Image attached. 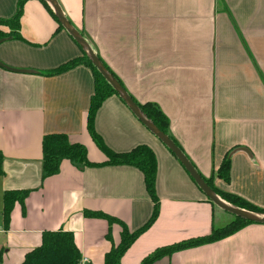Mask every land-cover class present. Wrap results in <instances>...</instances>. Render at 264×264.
Instances as JSON below:
<instances>
[{
  "label": "crops",
  "instance_id": "crops-1",
  "mask_svg": "<svg viewBox=\"0 0 264 264\" xmlns=\"http://www.w3.org/2000/svg\"><path fill=\"white\" fill-rule=\"evenodd\" d=\"M57 2L127 93L166 115L169 132L199 174L264 209V0ZM16 3L0 0V18L13 16ZM19 34L0 42V264H20L40 244L42 232L60 229L72 233L86 264H103L105 253L120 241L121 226L86 212L116 217L130 231L140 227L153 206L143 175L126 164L80 167L63 160L57 174L42 178L44 134L65 133L83 144L92 162L106 156L86 127L90 68L79 64L55 75L38 73L80 56L78 44L58 29L41 0L23 2ZM93 124L113 151L144 143L156 156L158 215L120 256V264H140L158 247L224 225L226 212L206 199L118 96L104 99ZM238 147L250 155L239 150L229 156L225 182L216 169L227 151ZM8 190L29 192L5 219ZM151 264H264V224H247Z\"/></svg>",
  "mask_w": 264,
  "mask_h": 264
},
{
  "label": "trees",
  "instance_id": "trees-1",
  "mask_svg": "<svg viewBox=\"0 0 264 264\" xmlns=\"http://www.w3.org/2000/svg\"><path fill=\"white\" fill-rule=\"evenodd\" d=\"M24 1L25 0H17V8L13 16L9 18H0V26H4L5 28L0 29V39L21 38L19 34V19L22 13V6ZM41 1L57 21L53 10L50 8L47 2H45L44 0ZM59 28L63 27L58 23V29ZM81 52L82 54L80 56H76L47 71H40L38 73L43 75H55L67 71L79 64H84L88 68H90L93 75V92L89 99L86 127L96 146L105 154L106 159L103 162H92L87 158L86 149L83 144L71 141L69 137L62 132L47 133L43 135L41 141L42 178L57 174L60 169L61 161L63 160H69L70 162L75 163L80 167L126 164L137 168L142 173L145 188L152 200L153 206L150 217L140 227L130 231L128 230L126 225L116 217L101 212H86L88 216L102 217L106 219L109 225H111L112 223H117L121 226L119 243L112 246L111 249L105 253L103 261V264H120V256L136 239V237L152 224V222L158 215L159 199L156 193V156L152 148L144 143L137 144L129 150L121 152L113 151L103 142L101 136L95 131L93 122L96 110L104 101V99L111 95H118L116 91L110 86V84L97 71L95 66L91 63L82 49ZM96 55L106 67V69L112 74V76L122 85L118 77L104 63L98 53H96ZM131 98L140 107L146 117L150 119L159 130L167 134L181 149L180 145L169 132L168 119L166 115L158 108V106L151 102L140 103L134 97L131 96ZM120 100L123 102L122 99ZM230 150H228L224 155L222 161L216 169L217 177L225 182L229 180L230 157L228 156V154ZM2 159L3 155L0 150V175L3 174ZM202 178L212 188V190L225 201L239 208L264 213L263 208H260L248 202L247 200L236 194L223 191L215 187L212 181V177L202 176ZM28 192V190H8L4 192L2 212L5 219L8 218L9 212L14 202L19 201L21 204H23V200ZM250 223L253 222L238 217H233V220H231L229 223H226L225 225L220 227L213 228L209 234L189 238L177 243L156 248L150 254L144 257L140 264H151L155 260L163 256L170 255L171 253L180 249L217 241L230 234H233L242 226ZM79 259L80 253L73 241L72 233L70 231L60 229L42 232L40 244L30 251L26 252L20 264H78Z\"/></svg>",
  "mask_w": 264,
  "mask_h": 264
},
{
  "label": "water",
  "instance_id": "water-1",
  "mask_svg": "<svg viewBox=\"0 0 264 264\" xmlns=\"http://www.w3.org/2000/svg\"><path fill=\"white\" fill-rule=\"evenodd\" d=\"M50 5L53 10L54 15L57 18L58 23L66 30V32L76 41V43L85 52L88 59L95 66L97 71L101 76L110 84V86L116 91L120 99L123 100L124 104L132 112V114L173 154V156L178 160L190 178L193 180L197 188L202 192V194L216 207L223 210L224 212L232 214L234 217L249 220L253 223L264 224V213L246 210L244 208H239L224 199H222L218 194H216L212 188L205 182L202 176L195 169L193 164L189 161L183 151L174 143V141L161 130H159L150 119L142 112L140 107L131 98L123 86L112 76V74L106 69L103 63L99 60L96 53L92 50L86 39L68 22L57 0H44ZM5 38H1L0 42ZM15 71H28V70H18L15 68H8ZM243 151L248 156V150L244 147H238L232 149L228 156H230L235 151Z\"/></svg>",
  "mask_w": 264,
  "mask_h": 264
},
{
  "label": "rangeland",
  "instance_id": "rangeland-1",
  "mask_svg": "<svg viewBox=\"0 0 264 264\" xmlns=\"http://www.w3.org/2000/svg\"><path fill=\"white\" fill-rule=\"evenodd\" d=\"M3 28H4V26H3ZM226 215H223L224 217H225V219H223L222 221H223V224L225 225L226 223H229L231 220H233V215L232 214H230V213H225ZM230 219V220H229ZM229 220V221H228ZM226 222V223H225ZM223 226V225H222Z\"/></svg>",
  "mask_w": 264,
  "mask_h": 264
},
{
  "label": "built area",
  "instance_id": "built-area-1",
  "mask_svg": "<svg viewBox=\"0 0 264 264\" xmlns=\"http://www.w3.org/2000/svg\"><path fill=\"white\" fill-rule=\"evenodd\" d=\"M86 262H87V259L84 258V257H81V258L79 259V261H78V264H86Z\"/></svg>",
  "mask_w": 264,
  "mask_h": 264
}]
</instances>
